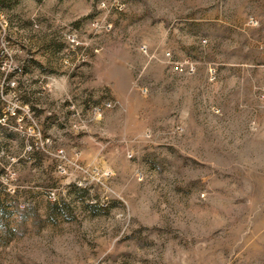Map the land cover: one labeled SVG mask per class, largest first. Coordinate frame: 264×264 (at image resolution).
Masks as SVG:
<instances>
[{"label": "rangeland", "instance_id": "1", "mask_svg": "<svg viewBox=\"0 0 264 264\" xmlns=\"http://www.w3.org/2000/svg\"><path fill=\"white\" fill-rule=\"evenodd\" d=\"M0 264H264V0H0Z\"/></svg>", "mask_w": 264, "mask_h": 264}]
</instances>
